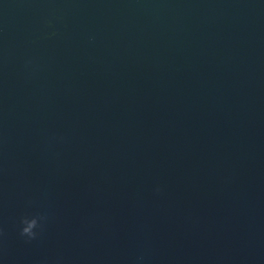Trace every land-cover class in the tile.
<instances>
[{"label":"water","instance_id":"1","mask_svg":"<svg viewBox=\"0 0 264 264\" xmlns=\"http://www.w3.org/2000/svg\"><path fill=\"white\" fill-rule=\"evenodd\" d=\"M0 230V264H264V0H0Z\"/></svg>","mask_w":264,"mask_h":264},{"label":"clouds","instance_id":"2","mask_svg":"<svg viewBox=\"0 0 264 264\" xmlns=\"http://www.w3.org/2000/svg\"><path fill=\"white\" fill-rule=\"evenodd\" d=\"M160 191L159 188L156 189ZM49 221L47 213L35 212L31 214H24L19 219V235L24 238L27 242H31L39 238ZM2 232V230H0ZM138 260H143V257H139Z\"/></svg>","mask_w":264,"mask_h":264}]
</instances>
